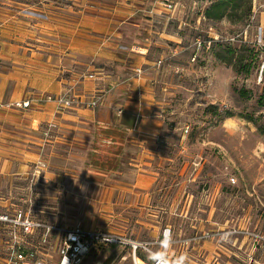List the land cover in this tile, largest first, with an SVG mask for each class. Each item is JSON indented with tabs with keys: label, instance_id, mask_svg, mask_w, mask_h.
Returning <instances> with one entry per match:
<instances>
[{
	"label": "rangeland",
	"instance_id": "obj_1",
	"mask_svg": "<svg viewBox=\"0 0 264 264\" xmlns=\"http://www.w3.org/2000/svg\"><path fill=\"white\" fill-rule=\"evenodd\" d=\"M126 1L138 10L122 24L119 41H181L179 54L166 61L171 73L158 82L167 87L157 98L166 105L160 149L124 150L118 169L105 173L90 165L97 127L84 157L73 156V146L54 148L53 135H43L40 144L28 142L26 171L13 181L0 174V214L22 210L55 229L46 240L44 227L15 239V227L0 221V264H58L56 228L77 223L151 241V251H139L145 259L138 264H153L158 254L172 264H264V96L258 57L244 42L248 21L205 17L212 0H169L173 8L149 22L140 8L157 1L162 7L167 0ZM89 5L95 16L105 17V6L127 4L89 0ZM236 35V46H229ZM114 92L103 96L112 105L125 96ZM60 167L69 169L62 177L56 173L65 172ZM150 171L156 180L135 186L137 173ZM166 229L170 238L162 242ZM14 240L33 257L9 262ZM105 263L135 264L130 249L115 245L96 246L80 264Z\"/></svg>",
	"mask_w": 264,
	"mask_h": 264
},
{
	"label": "crops",
	"instance_id": "obj_2",
	"mask_svg": "<svg viewBox=\"0 0 264 264\" xmlns=\"http://www.w3.org/2000/svg\"><path fill=\"white\" fill-rule=\"evenodd\" d=\"M123 3L127 5L105 6L109 12L101 11L107 15L101 17L90 11L89 0H0V174L8 181L26 171L31 153L27 143H43L42 130L52 121L58 124L50 137L53 147L73 146L75 157H84L93 127L110 122L126 129L125 151L156 154L160 149L166 105L157 98L167 87L158 82L171 73L166 61L179 54L181 41H119L122 24L138 10L120 0ZM157 4L140 8L149 22L166 12L165 1L162 7ZM138 68L143 70L140 75ZM69 89L81 101L71 109L36 100ZM118 89L125 96L115 100L111 112L100 110L105 97L97 108L85 103ZM27 100L28 107L6 105ZM67 169L60 167L65 172L56 173L62 177ZM137 174L135 186L156 180V172Z\"/></svg>",
	"mask_w": 264,
	"mask_h": 264
},
{
	"label": "built area",
	"instance_id": "obj_3",
	"mask_svg": "<svg viewBox=\"0 0 264 264\" xmlns=\"http://www.w3.org/2000/svg\"><path fill=\"white\" fill-rule=\"evenodd\" d=\"M166 8L172 9L173 4L169 0L166 2ZM254 9L253 14L250 18V22L247 27L243 31L244 41L255 47V51H259V61L257 63L256 71L258 73L257 83L262 85V89H264V0L258 2V0H254ZM258 14L260 17L258 19ZM258 19V20H257ZM259 21V24H255V21ZM256 25V26H255ZM254 30H252V28ZM250 33V38L248 34ZM237 35L232 36V42L237 40ZM202 41H198V46H202ZM134 50L137 51H145L144 48L135 47ZM195 58V56L193 57ZM162 60L159 61V64ZM138 75H140L143 70L138 68L136 70ZM88 78H94V74L86 75ZM41 98V97H40ZM45 99L47 101H54L57 103L60 110H65L68 108H72L77 104H81L79 98L72 92V89H69L67 93L62 95H53L49 94L41 99L36 97L37 101H41ZM103 96H95L88 102H85L88 107L97 108ZM7 107H28L30 106V100L27 101H16L13 103L6 104ZM1 106V105H0ZM5 106V105H4ZM58 124L54 121L49 122L43 129V134L46 137H50L57 129ZM232 183H236V177L232 178ZM0 221H4L6 223H11L15 228L14 230V238L17 239L19 237L18 233H22L24 235L32 234L36 229L44 227L45 234L44 239L54 231V227L50 225L42 224L36 219H32V217L25 214L22 210H16L15 213L9 214H0ZM59 230L58 233H61L60 243H59V254L60 260L58 264H80L93 249L98 245H115L121 246L123 248H128L132 251L133 258L135 264L137 263V259H142L138 254V251L145 250L151 251L152 242L147 240H136L128 235L122 233H116L113 231H107L102 229H90L86 228L80 223L74 224L70 227H61L56 228ZM162 242H166L170 238V229H166L163 233ZM32 252H26L25 245L18 240H14L8 247V261L9 262H20L27 258H32ZM38 264H45L43 260H38ZM153 264H172L165 256L159 255Z\"/></svg>",
	"mask_w": 264,
	"mask_h": 264
},
{
	"label": "trees",
	"instance_id": "obj_4",
	"mask_svg": "<svg viewBox=\"0 0 264 264\" xmlns=\"http://www.w3.org/2000/svg\"><path fill=\"white\" fill-rule=\"evenodd\" d=\"M254 8V0H212L210 5L205 9L204 15L213 20L230 17L241 22L248 21L249 24ZM228 44L229 46L230 44L234 46L236 42ZM247 46L253 52V55L258 57L256 62L257 67L259 61L258 54L260 52L255 51V47L250 44H247ZM230 52L233 51L230 50ZM262 92L264 96V89H262ZM97 126V137L93 145V151L90 154V165L99 172L115 171L120 165V157L125 149L126 129L116 126L112 122ZM138 254L141 258L145 259L139 251ZM106 262H109V260H106Z\"/></svg>",
	"mask_w": 264,
	"mask_h": 264
},
{
	"label": "water",
	"instance_id": "obj_5",
	"mask_svg": "<svg viewBox=\"0 0 264 264\" xmlns=\"http://www.w3.org/2000/svg\"><path fill=\"white\" fill-rule=\"evenodd\" d=\"M111 105H112V103H110V102L108 101V99L105 98V100H104V104L102 105V108H100L101 112H102V111H103V112H106V111L111 112V111H110V109H111Z\"/></svg>",
	"mask_w": 264,
	"mask_h": 264
}]
</instances>
